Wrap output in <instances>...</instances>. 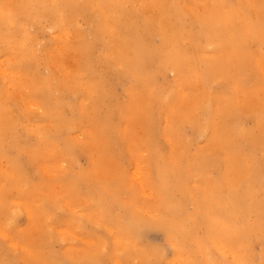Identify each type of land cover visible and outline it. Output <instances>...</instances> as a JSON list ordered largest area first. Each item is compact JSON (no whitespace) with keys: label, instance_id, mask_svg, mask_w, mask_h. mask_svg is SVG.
Masks as SVG:
<instances>
[{"label":"rangeland","instance_id":"obj_1","mask_svg":"<svg viewBox=\"0 0 264 264\" xmlns=\"http://www.w3.org/2000/svg\"><path fill=\"white\" fill-rule=\"evenodd\" d=\"M157 1L147 2L148 6L139 0L122 1L124 24L120 26L119 20L114 23L109 5L101 0H65L56 20L40 17L30 23L19 13L26 0L0 2L1 9L9 5L8 9L15 10H11L12 17L16 16L12 21V17L10 21L0 17L4 25L0 27V71L2 75L7 72L0 75V111H4L0 112L4 118H0V264H195L200 259L196 241L204 234L213 235L215 223H199L197 211L203 207L191 198L204 200L212 182L221 186V196L227 186L249 193V208L243 214L249 235L240 249L247 264H264V0L242 2L249 13V27L255 31L249 45L237 44L244 52L231 49L227 39L213 36L205 40L206 29L225 22L236 0L209 4L203 0ZM98 24L102 28L99 35ZM114 35L120 39L113 41ZM121 36L125 42L128 38L125 46L121 43L123 49L116 44ZM3 40L8 44L10 40L11 45ZM113 44L122 50L116 51ZM16 46L19 53L12 49ZM3 47H9L8 56ZM181 52L186 53L182 59L187 64L181 71L159 61L161 56L175 58ZM20 53L25 60L15 58ZM236 53L242 59L238 70ZM203 65L214 66V76L201 84L194 77L200 76L196 71H202ZM5 79L10 80L7 83ZM24 97H29V103ZM20 99L25 106L32 101L36 104L25 109L20 107ZM197 125L206 127L205 132L197 131ZM246 133L249 141L239 137ZM230 134L239 142L234 152L227 143ZM160 162L179 167L176 174L180 178L170 183L174 188L170 196L160 182ZM179 179L182 181L176 187ZM228 200L227 204L225 199L218 203L222 211L214 217L215 222L227 224L232 207ZM167 201L176 204L180 216L185 217L177 225L193 233L185 242L188 255L182 248L177 250L164 228L157 225L169 216ZM27 209L32 211L31 219ZM130 217L139 218L140 223L132 224L127 233ZM209 254L217 264L232 261V252L222 247Z\"/></svg>","mask_w":264,"mask_h":264},{"label":"bare ground","instance_id":"obj_2","mask_svg":"<svg viewBox=\"0 0 264 264\" xmlns=\"http://www.w3.org/2000/svg\"><path fill=\"white\" fill-rule=\"evenodd\" d=\"M13 1H15V0H13ZM65 0H26V2H24V6H22V5H20L19 7H20V11H19V13L21 12V14H23V16H25L24 18H26V20H28L29 21V23H30V20H32V21H39L40 20V17H46V19L47 18H52V19H54V20H56L57 19V17H58V15H59V9H62V8H60L61 7V4L63 5V3H65L64 2ZM69 1V0H68ZM122 1H125V0H101V2H103V3H107L109 6L108 7H110L111 8V11H112V13H113V17L112 18H114V20L113 19H111V21L113 20L114 21V23H115V20L117 21V23H118V20H119V26H120V24H124L123 23V20H124V13H121V11H120V7H121V5H122ZM195 1V0H194ZM0 2L2 3V2H7L8 3V0H0ZM76 2H77V0H76ZM88 2V1H87ZM87 2H84V6L86 5L85 3H87ZM92 2V1H91ZM139 2H146V4H147V6H148V3L147 2H149V3H153V2H158L157 0H139ZM160 2V1H159ZM175 2V1H174ZM203 2H207V4H209L208 2H224V0H203ZM242 2H246V0H236V4H235V6H234V9L232 8L231 10H230V12L227 14V16H226V21L225 22H222V24H220V25H215V24H213L209 29H206V33H205V40L206 41H209L210 40V38L211 37H213V36H216L217 38H220L221 40H223V39H227V45L228 46H230V48L231 49H233V50H237V52H241V51H243L244 49L241 47V46H239V45H237V44H240V43H243V44H245V45H247L248 44V42H250L254 37H255V31H254V27H252V26H250L249 27V13H247L246 11H245V6L243 7L242 5ZM66 3H67V1H66ZM90 3V2H89ZM96 3V2H95ZM136 3H137V1H136ZM151 3V4H152ZM195 3H196V1H195ZM201 3V2H200ZM204 3V4H205ZM4 4V3H3ZM18 4H20V3H18ZM17 4V5H18ZM69 4H71V2H69ZM73 4V3H72ZM74 4H76V3H74ZM97 5L99 4V3H96ZM123 4H125V3H123ZM158 4V3H157ZM185 4H187V3H185ZM190 4V3H189ZM7 5V4H6ZM90 5L91 4H89V8L90 9H93V8H91L90 7ZM101 5V4H100ZM156 5V4H155ZM195 5V4H194ZM16 6V5H15ZM66 6V5H65ZM79 6V5H78ZM92 7H93V3H92V5H91ZM99 6V5H98ZM151 6V5H150ZM158 6V5H157ZM156 6V7H157ZM179 6H180V2H179ZM193 6V5H192ZM191 6V8H193ZM4 7V6H3ZM2 7V8H3ZM8 7H9V5L7 6V8L5 9V8H3V9H1L0 8V17L3 19V18H7L8 17V21H12L13 20V18L15 19V17H12V11H15V10H12V9H8ZM76 7V9L78 8L76 5L74 6V8ZM102 7V6H101ZM104 7V6H103ZM108 7H104L105 9H108ZM124 7V6H123ZM153 7V6H152ZM233 7V6H232ZM243 7V8H242ZM12 8V7H11ZM97 8V7H96ZM184 7H182V9H183ZM65 9H66V7H65ZM72 9V8H71ZM99 9L101 10L102 8H100L99 7ZM104 9V10H105ZM188 9V8H187ZM190 9V8H189ZM189 9H188V11H189ZM193 9H195V8H193ZM192 9V10H193ZM12 10V11H11ZM19 10V9H18ZM73 10V9H72ZM78 10V9H77ZM130 10V9H129ZM137 10V9H136ZM184 10V9H183ZM62 11H64V10H62ZM68 11H70V10H68ZM85 11V10H84ZM91 11H93V10H91ZM96 11V10H95ZM111 11H110V13H111ZM65 12V11H64ZM70 12H72V11H70ZM89 12V11H88ZM101 12V11H100ZM109 12V11H108ZM125 12H127V11H125ZM190 12H191V10H190ZM14 13V12H13ZM63 13V12H62ZM77 13V12H76ZM75 13V14H76ZM81 13H82V10H81ZM90 13V12H89ZM104 13V16L106 15V13L105 12H103ZM111 13V14H112ZM187 13H189V12H187ZM67 14V13H66ZM69 14V13H68ZM71 14V13H70ZM69 14V15H70ZM109 14V13H108ZM128 14V13H127ZM176 14H179L178 12H176ZM191 14V13H190ZM94 15H95V12H94ZM99 15H100V13H99ZM103 15V14H102ZM199 15V14H198ZM61 16H63V15H61ZM66 16V15H65ZM73 16V15H72ZM128 16V15H127ZM201 16V15H200ZM12 17V19H10L9 20V18H11ZM59 17H60V15H59ZM96 17V16H95ZM102 17V16H101ZM111 17V16H110ZM170 17V16H169ZM203 17V16H202ZM65 18V17H64ZM106 18V17H105ZM104 17L102 18V20L103 19H105ZM107 18H109L108 16H107ZM195 18V17H194ZM61 19V18H60ZM69 19V18H68ZM70 19H72L73 20V18L70 16ZM98 19V18H97ZM123 19V20H122ZM203 20H204V17L202 18ZM211 18H208L207 20L209 21ZM216 19V18H215ZM214 19V20H215ZM7 20H5L6 22H7ZM62 20H64L63 18H62ZM206 20V19H205ZM4 21V22H5ZM75 21V20H74ZM0 22H3V21H0ZM18 22V21H17ZM19 22H21V21H19ZM41 22V21H40ZM53 22V21H52ZM106 22H109V21H107L106 20ZM122 22V23H121ZM197 22L198 23H200L198 20H197ZM54 23V22H53ZM87 23V22H86ZM113 23V24H114ZM117 23H116V25H117ZM126 23V22H125ZM204 23H206V22H204ZM209 23V22H208ZM1 24V23H0ZM11 24L12 23H10V26H11ZM71 24V23H70ZM106 24H108V23H106ZM130 24V23H129ZM99 25V24H98ZM109 25V24H108ZM115 24L114 25H112V26H116ZM148 25V24H147ZM157 25V27H158V24H156ZM162 25H164V24H162ZM171 25V24H170ZM2 26V24L0 25V27ZM4 26V25H3ZM3 26H2V28H3ZM13 26V25H12ZM119 26L117 27V29L119 30ZM161 26V25H160ZM255 26H256V24H255ZM34 27V26H33ZM77 27V26H76ZM97 27V26H96ZM130 27V26H129ZM128 27V28H129ZM258 27V26H257ZM257 27H255V28H257ZM1 28V30H3ZM113 28V27H112ZM126 28V27H125ZM124 28V29H125ZM131 28V27H130ZM179 28V27H178ZM262 28V27H261ZM5 29V28H4ZM13 29H14V27H13ZM114 29H115V27H114ZM122 29H123V27H122ZM260 29V28H259ZM109 30V29H108ZM116 30V29H115ZM114 30V32L117 34V32ZM168 30V29H167ZM257 30V29H256ZM262 30V29H261ZM7 31V30H6ZM48 31V30H47ZM64 31V30H63ZM78 31V30H77ZM88 31V30H87ZM101 31H102V28L100 27V25L98 26V35L101 33ZM105 31V30H104ZM110 31V30H109ZM120 31V30H119ZM127 31H128V29H127ZM133 32H134V30H132ZM131 31V32H132ZM136 31H137V29H136ZM258 31V30H257ZM111 32H113V31H111ZM124 32V31H123ZM123 32H121V33H123ZM129 32V31H128ZM133 32H132V34H133ZM97 33V32H96ZM105 34H108V33H106V32H104ZM110 33V32H109ZM3 34H5V32L3 33ZM2 34V35H3ZM9 34H10V32H9ZM68 34V33H67ZM103 34V33H102ZM119 34V33H118ZM117 34V35H118ZM126 34H128V33H126ZM138 35H139V33H137ZM209 34H211V36L209 35ZM11 35V34H10ZM97 35V36H98ZM111 35V34H110ZM113 36L114 38H113V41L115 40V37L117 38L118 36ZM119 35H123V34H119ZM134 35V34H133ZM9 36V35H8ZM14 36V35H13ZM56 36V35H55ZM107 36V35H106ZM108 36H109V34H108ZM107 36V38H111L112 36H109L108 37ZM135 36V35H134ZM9 37H11V36H9ZM8 37V38H9ZM41 37V36H40ZM120 37V36H119ZM118 37V38H119ZM128 37V36H127ZM3 38V37H2ZM6 38V37H5ZM20 38V37H19ZM23 38V37H22ZM79 38H82V37H79ZM78 38V39H79ZM131 38V37H130ZM0 39H1V37H0ZM67 39V38H66ZM83 39H84V37H83ZM120 39V38H119ZM119 39H117V40H119ZM128 39V38H127ZM127 39H126V42H125V38H123L122 36H121V41L119 40V42L120 43H117L116 42V44H118L117 46L119 47L120 45L122 46V44H123V46H125L124 44H126L128 41H127ZM166 39H168V38H166ZM191 39V38H190ZM236 39H239V40H236ZM11 41H12V39H10ZM10 40H8L9 41V44L11 45V42H10ZM13 40H14V38H13ZM25 40V39H24ZM82 40V39H81ZM111 40H112V38H111ZM111 40L109 41V45L111 44L110 42H111ZM132 40H133V38H132ZM174 40H175V38H174ZM5 43H7L8 44V42L6 41V40H3ZM21 41V40H20ZM171 41H173V40H171ZM170 41V42H171ZM178 41H179V39H178ZM98 42V41H97ZM131 42V41H130ZM170 42H168V43H170ZM177 42V41H176ZM2 44H1V46H4V44H3V42H1ZM17 43V42H16ZM85 43V42H84ZM93 43V42H92ZM95 43V42H94ZM113 43H115V42H113ZM122 43V44H121ZM163 43H164V41H163ZM174 43V42H173ZM247 43V44H246ZM8 44V45H9ZM12 44H15V41L14 42H12ZM21 44H23V43H21ZM88 44H90L89 42H88ZM116 44H113L115 47H116V51L119 49L117 46H116ZM120 44V45H119ZM174 44H176V43H174ZM19 45V44H18ZM100 45V44H99ZM113 45L110 47L109 46V50L113 47ZM169 45V44H168ZM171 45V44H170ZM249 45V44H248ZM7 46V45H6ZM15 46V45H14ZM66 46V45H65ZM89 46V45H88ZM102 46V45H101ZM122 46V49L124 48ZM129 46L132 48V46H131V44H129ZM167 46V45H166ZM165 46V47H166ZM32 47H34V46H32ZM4 48V47H3ZM14 48H16L17 49V46L16 47H13L12 49H14ZM21 48H22V46H21ZM92 48V47H91ZM103 48V47H102ZM118 48V49H117ZM168 48V47H167ZM172 48V47H171ZM6 48H4V50H5ZM9 49V47L5 50V52H7V56L9 55L8 54V50ZM11 49V48H10ZM105 49H106V47H105ZM121 49V48H120ZM119 49V50H120ZM121 49V50H122ZM186 49V48H185ZM243 49V50H242ZM15 50V49H14ZM24 50V49H23ZM26 50V49H25ZM93 50V49H92ZM104 50V49H103ZM120 50V51H121ZM207 50V49H206ZM10 51H12V50H10ZM15 51H17L18 53H19V51L18 50H15ZM27 51V50H26ZM29 51V50H28ZM114 51V50H113ZM172 51V50H171ZM246 51H248L247 49H246ZM3 52V51H2ZM17 52H13V53H11V52H9L10 54H13V55H15V53L17 54ZM25 52V51H24ZM174 52V51H173ZM182 52H183V50H182ZM179 53V54H177V56L175 57V58H172V56H170V55H168L167 57H163V56H161V59L159 60V61H162L161 63L162 64H169V63H171L172 64V66L174 67V69L178 72V69L180 70L181 69V67L183 66H185V64L186 63H184L185 62V60H183V59H185L186 57H183V55L184 56H186V53ZM199 52H200V50H199ZM208 52V51H207ZM207 52H205V53H207ZM236 52V51H235ZM244 52V51H243ZM23 53V52H22ZM22 53H20L17 57H15V58H17V59H19L20 57H21V54ZM93 53V52H92ZM103 53H105V52H103ZM162 53H164V52H162ZM170 53V52H169ZM188 53V52H187ZM193 53H194V51H193ZM202 55H204L203 53H202V51L200 52ZM24 54V53H23ZM107 54V53H106ZM144 54H145V52H144ZM147 54V53H146ZM208 54V53H207ZM206 54V55H207ZM210 54H212V53H210ZM246 54V53H245ZM12 55V56H13ZM27 56H28V54H26ZM104 55V54H103ZM102 55V56H103ZM201 55V56H202ZM206 55H205V60H207V57H206ZM11 56V55H10ZM24 56V55H23ZM33 56H35V55H33ZM174 56V55H173ZM189 56V55H188ZM238 56H240V53L238 54V53H236V56H235V58H236V63H235V69L236 70H238V68H239V66L241 65V63H242V59L241 58H239ZM29 58H30V56H28ZM91 57V56H90ZM241 57V56H240ZM8 58V57H7ZM10 58V57H9ZM14 58V57H13ZM14 58V59H15ZM22 58V57H21ZM56 58V57H55ZM183 58V59H182ZM190 58V57H189ZM197 58H200V56L198 57L197 56ZM209 58H211V57H209ZM262 58V57H261ZM13 59V60H14ZM23 59V58H22ZM34 59V58H33ZM115 59V58H114ZM135 59H137L136 57H135ZM193 59H195V56H194V58ZM204 59V58H203ZM16 60V59H15ZM23 60H25V59H23ZM22 60V61H23ZM115 60H117V59H115ZM197 60V59H196ZM210 60H214V59H210ZM7 61V60H6ZM5 61V62H6ZM11 61V60H10ZM26 61H27V59H26ZM118 61H119V59H118ZM120 61H122V60H120ZM189 61V60H188ZM191 61H192V59H191ZM208 61H209V59H208ZM245 61V60H244ZM8 62H9V60H8ZM13 62H15V61H13ZM21 63V62H20ZM19 63V64H20ZM37 63V62H36ZM53 63V62H52ZM115 63H117V61L115 62ZM188 63V62H187ZM212 63V62H211ZM10 64H11V62H10ZM14 64H17V61L15 62V63H13V65ZM55 64V63H54ZM67 64V63H66ZM189 64V63H188ZM193 64V63H192ZM113 65L115 66V64L113 63ZM170 65V64H169ZM187 65V64H186ZM7 66V65H6ZM5 66V67H6ZM32 66V65H31ZM106 66H108V65H106ZM123 66V65H122ZM204 66V65H203ZM4 67V66H3ZM53 67V66H52ZM170 67V66H169ZM187 67V66H186ZM214 67V66H213ZM212 67V68H213ZM68 68V67H67ZM110 68V67H109ZM120 68V67H119ZM126 68H128V67H126ZM211 68V66H209V65H205L204 67H203V70L201 71H196V72H198L197 74H199L200 72H201V74H200V76L198 75V78H196V77H194L195 79H197V83L199 82V83H201V84H203V82H206L207 80H209L212 76H214V70ZM216 68V67H215ZM24 69H27V68H24ZM23 69V70H24ZM184 69V68H183ZM198 69V68H197ZM49 70V69H48ZM217 70V69H216ZM3 71V70H2ZM63 71V70H62ZM70 71V70H69ZM171 72H172V70H170ZM181 71V70H180ZM190 71H192V69H190ZM1 72V71H0ZM13 72H14V70H13ZM12 72V73H13ZM35 72V71H34ZM195 72V73H196ZM262 72H264V71H262ZM2 73L3 72H1V74L0 75H2ZM12 73H11V75H12ZM182 73V72H181ZM190 73V72H189ZM193 74V75H196V74ZM6 74H7V72H5V75L4 76H6ZM55 74V73H54ZM156 74V73H155ZM180 74V73H179ZM179 74H178V76H179ZM260 74V73H259ZM262 74H264V73H262ZM3 75H2V77H3ZM10 75V76H11ZM15 75V74H14ZM14 75H12V76H14ZM175 75H177V74H175ZM181 75V74H180ZM18 76V75H17ZM65 76V75H64ZM154 76V75H153ZM197 76V75H196ZM63 77V76H62ZM82 77V76H81ZM80 77V78H81ZM175 77V76H174ZM177 77V76H176ZM181 77V76H180ZM216 77V76H215ZM4 78H6V77H4ZM46 78V77H45ZM77 78H79L78 76H77ZM11 79V78H10ZM9 79V80H10ZM46 79H48V78H46ZM174 79V78H173ZM179 79V78H178ZM193 79V78H192ZM1 80H2V78H1ZM9 80H4V81H7V83H8V81ZM48 80H50L51 81V78L49 77V79ZM47 80V81H48ZM52 80H54L53 78H52ZM59 80V79H58ZM153 81V80H152ZM41 82V81H40ZM45 82H46V80H45ZM177 82H179V80L177 81ZM188 82V81H187ZM15 83H17V82H15ZM21 83V82H20ZM48 83H50V82H48ZM52 83V82H51ZM50 83V84H51ZM54 83V82H53ZM59 83V82H58ZM61 83V82H60ZM77 84L78 83H80V82H76ZM29 84V83H28ZM37 84V83H36ZM40 84V83H39ZM45 84V83H44ZM76 84V85H77ZM144 84H147V83H144ZM173 84H174V82H173ZM183 84V83H182ZM2 85V84H1ZM6 85V84H5ZM46 85H48V84H46ZM58 85V84H57ZM179 85V84H178ZM9 86V85H8ZM43 86H45V85H43ZM53 86V85H52ZM81 86V85H80ZM83 86V85H82ZM81 86V87H82ZM145 86H147V85H145ZM160 86V85H159ZM158 86V87H159ZM180 86V85H179ZM2 87H4L3 85H2ZM12 87V86H11ZM14 87V86H13ZM77 87H79L78 85H77ZM81 87H79V88H81ZM84 87H87V86H84ZM83 87V88H84ZM163 87V86H162ZM181 87V86H180ZM179 87V88H180ZM44 88V87H43ZM146 88V87H145ZM175 88V87H174ZM177 88V87H176ZM175 88V89H176ZM2 89H4V88H2ZM35 89V88H34ZM143 90H144V88H142ZM148 89V88H147ZM183 89V88H182ZM185 89V88H184ZM191 89V88H190ZM5 90V89H4ZM80 90H82V89H80ZM84 90V89H83ZM149 90V89H148ZM170 90V89H169ZM3 91V90H2ZM2 91L0 92V93H2ZM78 91V90H77ZM87 91H88V89H87ZM86 90H85V92H87ZM150 91V90H149ZM149 91H147V92H149ZM175 91V90H174ZM173 91V92H174ZM177 91H178V88H177ZM177 91H175V92H177ZM179 91H181V90H179ZM185 91V90H184ZM6 92V91H5ZM10 92V91H9ZM54 92V91H53ZM81 92H83V91H81ZM155 92V91H154ZM174 92V93H175ZM195 92V91H194ZM150 93V92H149ZM157 93V92H156ZM159 93V92H158ZM157 93V94H158ZM181 93V92H180ZM193 93V92H192ZM196 93V92H195ZM214 93V92H213ZM8 94V93H7ZM53 94V93H52ZM75 94V93H74ZM185 94V93H184ZM212 94V93H211ZM3 96H5V93L4 94H2ZM1 95V97H3ZM43 95H45V94H43ZM154 95V94H153ZM183 95V94H182ZM9 96V95H8ZM8 96H7V98H8ZM27 96V95H26ZM130 96V95H129ZM151 96V95H150ZM159 96V95H158ZM176 96H178V95H176ZM181 96V95H180ZM31 97H32V95H31ZM33 97H35L34 95H33ZM165 97V95L164 96H162V98H164ZM193 97V96H192ZM6 98V97H5ZM4 98V99H5ZM29 98V97H28ZM28 98H25L24 97V99L26 100V99H28ZM155 98H157V96L155 97ZM178 97H176V99H177ZM12 99V97H10V100ZM22 99V98H21ZM21 99L19 100V103H20V101H21ZM23 99V100H24ZM35 99V98H34ZM153 99V98H152ZM169 99V98H168ZM174 99V98H173ZM179 99V98H178ZM15 100V99H14ZM17 100V99H16ZM22 100V101H23ZM24 100V102H28L29 103V101H25ZM30 100V99H29ZM32 100V99H31ZM30 100V101H31ZM35 100H37V99H35ZM34 100V101H35ZM71 100V99H70ZM133 100V99H132ZM158 100V99H157ZM187 100V99H186ZM232 100V99H231ZM21 101V102H22ZM38 101V100H37ZM176 101V100H175ZM5 102V101H4ZM24 102H22L20 105V107H22V108H25V109H28L29 108V106L31 105V103L32 104H34L33 103V101L32 102H30V105L28 106V105H24ZM184 102V101H183ZM215 103H216V101H214ZM232 102V101H231ZM1 103V102H0ZM16 103V102H15ZM19 103H17V104H19ZM40 103H41V101H40ZM79 103V102H78ZM162 103V102H161ZM36 104V103H35ZM35 104L33 105V107L35 106ZM133 104V103H132ZM169 105H170V103H168ZM16 105V104H15ZM54 105V104H53ZM181 105V104H180ZM186 105V104H185ZM19 106V105H18ZM24 106V107H23ZM162 106V105H161ZM212 106V105H211ZM211 106H208V107H211ZM213 106H214V104H213ZM28 107V108H27ZM39 107V106H38ZM216 107V105L212 108L214 111H215V108ZM235 107H237V106H235ZM17 108V107H16ZM22 108H20V109H22ZM72 108V107H71ZM162 108V107H161ZM168 108V107H167ZM167 108H165L166 110H167ZM11 109H13V108H11ZM18 109V108H17ZM54 109V108H53ZM66 110V109H65ZM169 110V109H168ZM196 110H197V108H196ZM1 111H3V110H1ZM0 111V112H1ZM22 111H24L23 109H22ZM164 111V110H163ZM193 111V110H192ZM198 111H199V109H198ZM209 111V110H208ZM218 111V110H217ZM4 112V111H3ZM53 112V111H52ZM7 114L8 113H10L9 111L8 112H6ZM29 113V112H28ZM164 113V112H163ZM162 113V114H163ZM240 113V112H239ZM196 114V113H195ZM2 115H4V114H2ZM20 115V114H19ZM26 114H24L23 116H25ZM51 115V114H50ZM165 115V114H164ZM28 116V115H27ZM52 116V115H51ZM166 116V115H165ZM202 116H204V115H202ZM55 117V116H54ZM0 118H2L1 116H0ZM2 119H4V118H2ZM2 119H0V120H2ZM7 119H10V118H7ZM6 119V120H7ZM14 119H16L15 117L13 118V120L11 121V123H13L14 122ZM162 119H164V118H162ZM195 119V118H194ZM166 120V119H165ZM208 120V119H207ZM176 121V120H175ZM179 121V120H178ZM185 121V120H184ZM194 121V120H193ZM17 121H15V123H16ZM25 122V121H24ZM24 122H23V124H24ZM29 122V121H28ZM167 122V121H166ZM70 123V122H69ZM180 123V122H179ZM192 123V122H191ZM14 125V124H13ZM44 125V124H43ZM171 126H172V124H171ZM70 127V126H69ZM31 128V127H30ZM210 128V127H209ZM212 128V127H211ZM66 129V128H65ZM166 129V128H165ZM205 129H206V127H204V126H202V125H197L196 126V130L197 131H199V132H205ZM63 131V130H62ZM162 131H164L163 129H162ZM209 131V130H208ZM214 131V130H213ZM217 131V130H216ZM248 132V131H247ZM1 133V132H0ZM206 133H208V132H206ZM233 135V134H232ZM47 136V135H46ZM206 136V135H205ZM239 137L241 138V139H246V141H249V136H248V134L246 133L245 134V136H243L242 134H239ZM46 138V137H45ZM178 138V137H177ZM251 139V138H250ZM180 140V139H179ZM178 142V141H177ZM257 142V141H256ZM39 143V142H38ZM49 143V142H48ZM203 143V142H202ZM218 143V142H217ZM227 143H228V145H229V148H230V150H231V152H234V149L235 148H237L239 145V142H238V139L236 138V142H235V140L233 139V137L231 136V134H230V136L227 138ZM54 144V143H53ZM233 144H235V145H233ZM51 145V144H50ZM48 146V145H47ZM217 146H219V145H217ZM169 147V146H168ZM46 148H50L49 146L48 147H46ZM227 148V147H226ZM53 149V148H52ZM171 148H169L168 150H170ZM36 150V149H35ZM60 150V149H59ZM37 151V150H36ZM172 151V150H171ZM30 152H32V151H30ZM43 152V151H42ZM45 152V151H44ZM168 152V151H167ZM170 152V151H169ZM168 152V153H169ZM152 154V153H151ZM194 154H192V156H193ZM249 154H246V156H248ZM167 156V155H166ZM169 156V155H168ZM167 156V157H168ZM191 156V157H192ZM252 156V155H251ZM172 157V156H171ZM189 157V156H188ZM190 157V158H191ZM195 157V156H194ZM34 158V157H33ZM150 158H152V156L150 157ZM168 158H170V156L168 157ZM160 159V158H159ZM184 159V158H183ZM195 159V158H194ZM244 160H247V161H249V157H244L243 158ZM152 160H154V159H152ZM234 160V159H233ZM236 160V159H235ZM89 161V160H88ZM157 162H159V161H157ZM157 162H156V164H157ZM167 162V161H166ZM170 163V162H169ZM153 164H155V163H153ZM221 164V163H220ZM161 165V169L159 170V178H160V182L162 183V188L163 189H165L166 191H167V194H168V196H170V194H172V192L174 191V188L170 185V183H172L173 184V180L174 179H176V178H180L177 174H179V172L177 173V171H179V167H173V166H171V165H169V164H167V163H165V162H163V163H161L160 162V164H159V166ZM167 165L169 166V167H167ZM235 165H236V163H235ZM221 166V165H220ZM139 167V166H138ZM221 167H223V166H221ZM2 167H0V169H1ZM39 168V167H38ZM44 168V167H43ZM160 168V167H159ZM4 169V168H3ZM139 169V168H138ZM181 169V168H180ZM249 170V169H248ZM1 171V170H0ZM6 171V170H5ZM143 171V170H142ZM232 171V170H231ZM237 171V170H236ZM182 172V171H181ZM177 173V174H176ZM13 174V173H12ZM155 174H156V172H155ZM154 174V175H155ZM186 174V173H185ZM191 174V173H190ZM232 174V173H231ZM237 174H239V173H237ZM237 174H236V176H237ZM14 175V174H13ZM144 176V175H143ZM149 176V175H148ZM156 176V175H155ZM228 176H229V174H228ZM200 177L202 178V179H206V178H204L203 177V175H200ZM239 177V176H238ZM159 178H158V180H159ZM237 178V177H236ZM243 178V177H242ZM140 179H141V177H140ZM140 179H139V181H140ZM17 180V179H16ZM20 181V180H19ZM148 181V180H147ZM182 180L181 179H179V181H177L176 182V187H178L179 186V183L181 182ZM228 181V180H227ZM237 181H238V179L234 182L236 185H237ZM245 181H246V183L249 185V176H246V178H245ZM142 183V182H141ZM152 183V182H151ZM158 183V182H157ZM222 183V182H221ZM223 184V183H222ZM227 184H228V182H227ZM1 185V184H0ZM25 185V184H24ZM206 186V185H205ZM225 186V185H224ZM21 187V186H20ZM157 187V186H156ZM221 186L220 185H218V184H216L215 186H214V182H212L211 183V185H210V188L209 187H207V191L209 192V196H204V200H197V199H195L194 197L193 198H191V202H192V200L194 201V202H196L198 205H201L202 207H203V210L202 209H199V211H197V216L200 218V221H199V223H201L202 225H208L209 223H213L212 225H214V223H215V233L213 234V235H211V234H204L201 238H199V240H197L196 241V253L200 256V259L195 263V264H217V262L215 261V260H212L211 259V256H210V251H211V249H214L215 247H222V248H225V249H227V250H229V251H231L232 252V261H231V263L230 264H247L246 263V261H245V257H244V254H243V252L241 251V249H240V247H242V244H243V242H244V238L246 237V236H248L249 235V225H246V223H245V218L243 217V214H244V212H245V210H247L248 208H249V193H245L240 187H232V186H227V190L225 191V194H223L224 196H221L222 195V193L220 192V188ZM224 188V187H223ZM254 188H256V187H254ZM19 189H21V188H19ZM23 191V190H22ZM17 192H18V190H17ZM21 192V191H20ZM11 193V192H10ZM24 193V192H23ZM39 193V192H38ZM176 193H178V192H176ZM208 194V193H207ZM188 195V194H187ZM24 196V195H23ZM32 196V195H31ZM34 196V195H33ZM41 196V195H40ZM47 196V195H46ZM193 196V195H192ZM157 197V196H156ZM155 197V198H156ZM158 198H160V197H158ZM229 198V200L228 201H230L231 202V209H230V207H229V219L226 221L227 222V224L225 223V222H223V221H218V222H215L214 221V217L215 216H218L219 215V212L220 211H222V209H219V205H218V203L219 204H222V203H224L223 202V200L225 199V203L227 204V202H226V200ZM14 200V199H13ZM16 200V199H15ZM26 200V199H25ZM39 200V199H38ZM157 200V199H156ZM35 201H36V199H35ZM129 201V200H128ZM149 201V200H148ZM155 201V200H154ZM1 202H2V200H1ZM10 202V201H9ZM26 202V201H25ZM27 202H28V200H27ZM33 202V201H32ZM7 203V202H6ZM5 203V204H6ZM13 202H11V204H12ZM15 203V202H14ZM29 203V202H28ZM36 203V202H35ZM34 203V204H35ZM39 204H40V202H38ZM19 204H21V203H19ZM33 204V203H32ZM167 204H168V207H170V208H167V210H170L169 211V213H168V217H162L159 221H157L158 223H157V225H159L160 227L162 226L163 228H164V230H165V234L168 236V238L170 239V241H172L174 244V246L176 245V249L178 250L179 248H182V250L183 251H185V253H186V255H188V250H189V247L188 248H186L185 247V242H186V238H189L190 236H193V233L191 232V231H189V230H185L183 227H179L177 224L179 223V222H183L184 220H185V217L184 216H180V214H179V207L178 206H176V204H174V203H170L169 204V202L167 201ZM18 205V202H16V206ZM22 205V204H21ZM14 206V205H13ZM20 206V205H19ZM22 206H25V205H22ZM28 206V205H27ZM27 206H25V207H27ZM38 206H40V205H38ZM1 208V207H0ZM10 208V207H9ZM32 208V207H31ZM36 208V207H35ZM162 208H163V210H164V205H162ZM195 208H197V207H195ZM8 209V208H7ZM13 209V208H12ZM24 209V208H23ZM32 209H34V206H33V208ZM3 210V209H2ZM21 210V209H20ZM5 211V210H4ZM25 212L27 213V218L29 219H31V217H30V215L32 214V211H30V210H25ZM47 212V211H46ZM5 213V212H4ZM3 213V214H4ZM25 213V214H26ZM35 214V213H34ZM49 214V213H48ZM54 214V213H53ZM5 215V214H4ZM130 216H131V214H129ZM152 215V214H151ZM155 215V214H154ZM1 216H2V214H1ZM19 217V216H18ZM250 217V216H249ZM0 218H2V217H0ZM153 218H155V217H153ZM232 219V221L230 222V220ZM67 220V219H66ZM188 220L189 221H192V219L191 218H188ZM249 220V219H248ZM153 221V220H152ZM179 221V222H178ZM137 222H139L140 223V219L139 218H133V217H130V218H128V220H127V223L126 224H128V225H126V229H127V233H130V230H131V228H132V224H135V223H137ZM230 222V223H229ZM259 222V221H258ZM136 225V224H135ZM40 226V225H39ZM43 226V225H42ZM146 226V225H145ZM191 227L192 228H194V223L193 224H191ZM118 228V227H117ZM30 229V228H29ZM207 230V229H206ZM205 230V231H206ZM43 231V230H42ZM261 231V230H260ZM59 232V231H58ZM61 232V231H60ZM1 233V232H0ZM5 233V232H4ZM7 234V233H6ZM29 234V233H28ZM70 235V234H69ZM4 236H6V235H4ZM213 236V238L212 239H209V238H211ZM132 237V236H131ZM8 238V237H7ZM119 239V238H118ZM195 239H197V238H194L193 240H195ZM7 240V239H6ZM12 241V240H11ZM177 243H176V242ZM87 242V241H86ZM11 243V242H10ZM13 243V242H12ZM246 243V242H245ZM14 244V243H13ZM15 244H17V242H15ZM19 245V244H18ZM46 245V244H45ZM12 246H14V245H12ZM16 246V245H15ZM21 246V245H20ZM31 246V245H30ZM7 247V246H6ZM17 248H19L18 246H16ZM23 247V246H22ZM70 247V246H69ZM28 248H30V247H28ZM67 248H68V246H67ZM76 248V247H75ZM26 249V248H25ZM84 249V248H83ZM27 250V249H26ZM26 250H24L25 252H28V250L26 251ZM68 250H71V248H68ZM72 250H74V249H72ZM216 250V249H215ZM222 250V249H221ZM66 251H67V249H66ZM86 251V250H85ZM72 252V251H71ZM225 252V251H224ZM33 253V252H32ZM68 253H69V251H68ZM67 253V254H68ZM26 254V253H25ZM29 254H30V252H29ZM65 254V253H64ZM63 254V255H64ZM67 254H66V256H67ZM177 255V254H176ZM178 255H179V253H178ZM35 256V255H34ZM34 256H32V257H34ZM48 256V255H47ZM174 256H175V254H174ZM49 257H51V256H48V258ZM37 259V258H36ZM51 259V258H50ZM175 260V259H174ZM225 260V259H224ZM21 261V260H20ZM51 261V260H50ZM172 261V260H171ZM176 261V260H175ZM29 262V261H28ZM55 262V261H54ZM173 262H171V264H172ZM186 264V263H185ZM221 264H224V263H221ZM226 264V263H225Z\"/></svg>","mask_w":264,"mask_h":264}]
</instances>
